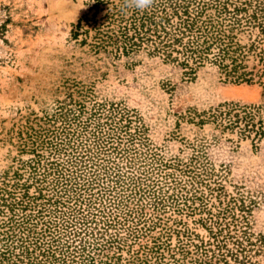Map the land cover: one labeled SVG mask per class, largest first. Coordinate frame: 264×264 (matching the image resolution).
<instances>
[{
    "label": "rangeland",
    "instance_id": "374dc122",
    "mask_svg": "<svg viewBox=\"0 0 264 264\" xmlns=\"http://www.w3.org/2000/svg\"><path fill=\"white\" fill-rule=\"evenodd\" d=\"M240 1L251 13L258 0H227L229 10ZM95 2L0 0V185L16 169L28 176L21 162L34 157L31 145L43 155L40 163H47L46 142H55L66 126L55 117L60 110L82 122L94 111L114 108L129 123L135 161H119L120 206L128 208L118 213L106 200V211L122 221L108 231L116 237L108 251L111 264H223L221 253L232 264L226 248L234 245L220 247L211 234L219 224L228 227L232 216L250 235V248L244 241L249 261L264 264V36L257 27L236 31L244 79L227 76L211 60L185 74L151 52L149 42L127 55L112 45L96 51L92 24L83 21L76 29L82 15H93ZM110 6L100 5L98 23ZM207 12L215 15L216 9ZM231 105L251 111V131L244 129L240 110L238 124H231ZM259 128L261 136L255 134ZM132 180L135 188L142 183L141 195L138 188L137 195L130 191ZM153 183L172 195L165 208H153ZM112 196L111 202L121 201Z\"/></svg>",
    "mask_w": 264,
    "mask_h": 264
},
{
    "label": "trees",
    "instance_id": "16d2710c",
    "mask_svg": "<svg viewBox=\"0 0 264 264\" xmlns=\"http://www.w3.org/2000/svg\"><path fill=\"white\" fill-rule=\"evenodd\" d=\"M210 1L171 0L166 5L153 1L148 9L140 11L126 8L124 2L96 0L93 15H82L76 29L82 27L83 21L92 24L94 35L90 45L96 51L112 45L127 55L149 42L151 52L176 62L185 74L193 73V64L211 60L227 76L244 79L246 73L240 71L242 52L235 40L236 31L245 26L257 27L264 36V0L256 1L251 13L246 1L235 3L232 10L227 0ZM106 3L111 6L103 16L104 21L98 23L97 10ZM209 7L216 9L215 15L207 12ZM83 32L89 31L84 29ZM235 106L228 108V112L235 111L231 124L237 125L243 112L244 129L251 131V111ZM113 110L94 111L82 122L76 113L70 118L60 110L55 117L61 118L66 126L58 137L54 135L55 142H46L50 147V154L44 159L47 163H40L44 157L31 145L34 157L21 162V166L29 169L28 176L24 177L19 169L11 176L5 174L0 185V264H111L108 251L116 237L108 231L122 221L119 215L106 211V202L114 205L118 213L128 208L126 203L120 206L124 201L118 187L124 181L118 173L119 161H135L130 154L133 134L129 123H124L126 119L117 117ZM262 133L260 128L255 131L260 136ZM82 136L87 137L84 143ZM44 144L41 141V146ZM135 182L137 180L131 181L130 191L134 190L137 195L136 189L140 194L144 188L142 183L135 188ZM154 184L152 190L149 189L154 198L153 208H165V201L173 199L172 195L161 192L164 186L153 189ZM113 194L119 196V204L111 202ZM129 194L133 198L131 192ZM127 215L128 211L124 220ZM231 218L228 227L219 224L211 234L219 240L220 247L226 248L229 242L234 245L232 249L226 248L233 258L232 264H251L247 255L250 249H245V242L249 248L253 244L250 235L242 224H237V219ZM221 256L218 260L226 264V255L221 253Z\"/></svg>",
    "mask_w": 264,
    "mask_h": 264
},
{
    "label": "clouds",
    "instance_id": "9594fccd",
    "mask_svg": "<svg viewBox=\"0 0 264 264\" xmlns=\"http://www.w3.org/2000/svg\"><path fill=\"white\" fill-rule=\"evenodd\" d=\"M153 4V0H124L126 8L144 11Z\"/></svg>",
    "mask_w": 264,
    "mask_h": 264
}]
</instances>
